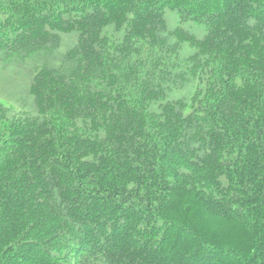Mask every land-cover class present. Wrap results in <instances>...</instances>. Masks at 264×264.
I'll list each match as a JSON object with an SVG mask.
<instances>
[{"label":"trees","instance_id":"obj_1","mask_svg":"<svg viewBox=\"0 0 264 264\" xmlns=\"http://www.w3.org/2000/svg\"><path fill=\"white\" fill-rule=\"evenodd\" d=\"M29 64L0 264H264V0H0Z\"/></svg>","mask_w":264,"mask_h":264},{"label":"rangeland","instance_id":"obj_2","mask_svg":"<svg viewBox=\"0 0 264 264\" xmlns=\"http://www.w3.org/2000/svg\"><path fill=\"white\" fill-rule=\"evenodd\" d=\"M167 18L170 27L177 25L178 18L174 13L167 11ZM188 29L199 37H203L206 33L204 25L190 23L188 24ZM64 49L67 51L70 49V45L68 43L65 44ZM32 64L19 69L13 68L11 65L6 67L0 66V99L8 106H16L23 96L30 95L27 82ZM16 85L18 87L17 94H13L11 89L15 88Z\"/></svg>","mask_w":264,"mask_h":264}]
</instances>
